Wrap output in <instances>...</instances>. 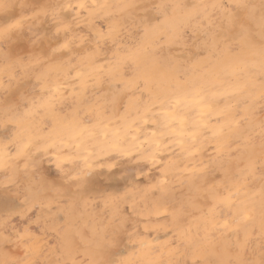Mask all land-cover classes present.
<instances>
[{"label": "rangeland", "instance_id": "obj_1", "mask_svg": "<svg viewBox=\"0 0 264 264\" xmlns=\"http://www.w3.org/2000/svg\"><path fill=\"white\" fill-rule=\"evenodd\" d=\"M34 2L55 5L67 4L69 0H0V3L12 6L8 10V15H13L17 19L28 18L24 21L26 35H30L28 26L33 24L31 18L35 9L25 7L22 10L20 5H30ZM70 2L77 3L76 0ZM85 2L91 6L93 0ZM95 2L106 4L107 7L96 8L91 17L88 12H84L79 30L85 35L89 33L88 20L94 23L93 36L96 31L108 33L110 27L116 29L107 41H101L95 65L81 64L76 57L68 62V55H73L69 53L65 56L57 55L51 62L53 65L60 64L58 68L52 67L49 70L46 63L34 71H25L23 65H20L13 75L11 70L5 67L3 51L6 49L0 51V144L12 141L9 155L15 157L16 145L23 147L31 141L27 151L42 160L43 174L54 180L56 187L61 189L60 193L46 192L42 197L43 203H37L31 210L26 211L24 216L12 217L8 230L4 233L10 235V240L6 245L0 241V259L43 262L55 258L53 253L65 242V234L72 232L79 260L90 257L101 259L100 253L103 252L107 235L108 238L118 241V245L112 249L117 256L133 254L155 264H169V261L185 259L183 246L178 251H173L178 243L177 233L182 228L185 231L190 230L192 237L198 238L202 258L208 260L226 258L227 250H230L232 253L239 252L243 258L258 260L264 248L259 170L262 162L260 125L264 120L262 110L264 101L260 99L261 85L264 81L262 67L264 31L259 22L261 0H242L249 5L248 9L242 10L233 7L237 0H95ZM163 5L168 7L165 9ZM4 15V11L0 10V17ZM62 15L65 19L71 20L75 13L65 10ZM209 18L213 24L212 31L217 33L216 39L219 41L217 46H213L210 36L205 35ZM41 20L43 24L36 22L41 30L55 31L51 17H41ZM241 32L242 38L239 35ZM147 33L149 38L146 37ZM55 46L53 44L51 47ZM94 47V43L84 44L78 51L83 54L85 49ZM229 48L234 50L229 51ZM48 51L50 52L51 48H48ZM39 52V48L33 49L30 44H23L12 56V61L15 62L19 57L27 64L30 56ZM125 57H131L133 60L137 57L139 61L135 59L129 64L124 78H133L145 72H151L149 76L154 73L151 76L153 93L160 94L161 99H164L162 89L158 87L163 85V92L171 96V104L166 99L163 105L156 101L146 117L143 113L144 105L151 102L149 92L141 94L139 90L124 93L117 91L122 85L112 82V73L115 71L116 61ZM62 61L64 63L61 64ZM161 69L164 72L161 73ZM43 71L48 73L51 88L59 86L56 98L50 101L55 104V112L47 109L36 111L33 108V101L39 104L41 97L48 102L47 91H42L41 81L37 79V75ZM197 85L198 89H201L199 92L195 90ZM193 87L196 88L192 89ZM211 90L214 94L210 92ZM141 95L142 101L139 103L132 99ZM181 95L186 96L182 99ZM188 96H193L192 98L198 96L201 99L196 97L188 100ZM97 98H100V101H108L104 116L99 123L93 120L94 127L80 133L77 139H71L69 129L72 127L73 116L78 114L81 118L87 119L86 113ZM176 98L180 99L179 104L175 103L178 100ZM191 99L192 102L195 99L199 100L200 106L199 103L192 105ZM209 102L211 105L215 104L210 107ZM201 103H208L204 104V107L207 106L205 110H209L198 112ZM186 105H192V111L187 116L188 131L193 133L194 129H200L194 140L191 136L185 137L184 148L187 149L182 151L168 137L161 138L159 134L163 124V113L171 106L184 114ZM10 107L11 111L5 114V110ZM214 111L218 113L213 114ZM201 113L203 118L200 119ZM9 117L12 122L6 123ZM202 119L210 120L209 124L207 122L204 124ZM194 121L198 126H194ZM199 121H203V124ZM217 124L218 127L215 126ZM215 127L221 131H215L217 130ZM117 131L119 151L111 148L115 139L113 134ZM212 131L219 132L220 136H214ZM152 132L158 137L155 138ZM49 136L56 141L55 146L47 153L36 152V148L43 147L45 138ZM134 137L135 139H132ZM153 138L162 140L161 150L157 153L155 162L142 158L155 148ZM47 142L51 143L52 140ZM77 143L82 145L80 149H77ZM246 143L252 144V149L253 145H257L259 150L252 151ZM132 145L138 150L132 151L128 156L120 154L122 150ZM243 146H247L246 150H251L252 154L249 153L252 163L255 164L254 172L240 154V150L243 153L245 151ZM85 156H89L88 163L92 166L91 183L96 190L103 192H124L127 188L136 190L118 207L111 205L108 209L97 210L95 213L91 209L87 211L82 209L81 212L68 216L60 202L61 195L67 194L64 189L69 185L65 181L74 174V168L78 165L83 166ZM58 157L64 165L63 173L57 168ZM231 160L232 162L238 160L235 162L236 169H231V176L224 179L228 170L226 167ZM169 161H175L176 164L168 169L166 179L170 184L168 188L171 189L169 188V194L165 198L168 204V210L165 212L162 207L163 201L160 199L161 194L149 186L162 177L161 169ZM11 163H16L15 159ZM124 173L127 174V178ZM193 176L197 178L196 183L203 182L205 188L209 184H218L223 180L219 191L223 196H227L231 191L234 201H243L249 209L250 219L238 231L221 235L223 230H220L215 233L214 239L206 236V224L208 227L213 222L222 224L232 213L227 207L220 205L216 209V219L213 221L208 212L212 201L207 198L206 193H202L201 199L196 202L197 206L188 209L190 215L178 226L170 214L174 207L173 198L178 197L181 192L189 191V178ZM133 181H138V184H133ZM72 190H75L74 185ZM84 195L96 197V191L85 190ZM254 215L256 217L259 215L257 218L260 225L254 223ZM79 232L83 233V241ZM140 241H144L151 251L148 248L140 249ZM86 248L90 249V252L85 251ZM188 259L191 264V257Z\"/></svg>", "mask_w": 264, "mask_h": 264}, {"label": "snow or ice", "instance_id": "obj_2", "mask_svg": "<svg viewBox=\"0 0 264 264\" xmlns=\"http://www.w3.org/2000/svg\"><path fill=\"white\" fill-rule=\"evenodd\" d=\"M12 6L6 3H0V10H3L5 15L0 17V51H3V57L6 62L5 67L11 70L12 74L15 75L17 69L20 65H23V70L34 71L37 67H43L46 63L49 65V70L52 67H60V64L53 65L51 62L54 61L57 55L65 56L69 53L73 55H68V62H70L74 57L79 59L81 64L85 65H95L100 52L101 41H107L111 34L116 30L114 27H110L108 33L96 31L93 36L94 23L92 20H88L87 27L89 33L85 35L80 29V19L83 17L84 12H88L91 17L96 8L107 7L106 4H97L93 0L90 6L85 0H77V3H71L70 0L67 4H46L34 2L30 5L21 4L20 7L23 10L25 7H30L35 9L33 13V24L28 26V32L30 35H26L24 32V21L28 19L27 17H21L17 19L13 15H8V10ZM165 9L167 5H163ZM237 10L248 9L249 5L242 2V0H237L233 5ZM74 12L75 15L71 20L65 19L62 13L65 11ZM41 17H51L52 25L55 31L50 29L41 30L39 24H43ZM260 27L264 31V0H261V12H260ZM231 23V21H230ZM213 24L209 18V24L205 35L210 36L212 45L217 46L219 41L216 39L217 33L212 31ZM182 35V33H181ZM242 38V32L239 34ZM179 38V37H176ZM95 44L94 48L85 49L83 54H81L78 49L84 44ZM207 43V41L205 42ZM23 44H30L33 49L39 48L40 52L30 56L29 62L24 64L23 61L17 57L15 62L12 61V56L17 49H20ZM55 44V47H51ZM51 48V51H48ZM229 51H233V48H229ZM264 55V52H262ZM134 62L133 58L125 57L123 59L117 60L112 73V82L117 85H122L118 87L117 91L120 93L127 92L129 90H139L141 94L144 92H149L150 103L144 105L143 115H147L148 112L152 110L155 106V102L159 101L161 105L165 103V99L171 104V96H168L166 92H163V85H158L161 87L164 99H161L160 94H154L152 91V80L147 72L137 75L133 78L125 79V72L130 63ZM64 63L63 61L61 64ZM75 67V65H74ZM264 67V65H262ZM80 75H86L80 73ZM118 77V78H117ZM37 79L41 81L42 91H47V101L45 98L41 97V102L36 104L33 101V108L36 111L41 109H47L55 112V104L50 103V101L56 98V93L59 92V86L51 88L49 86V78L47 71L40 72L37 75ZM143 85V87L141 86ZM262 92L260 99L264 101V81H262ZM135 102L139 103L142 101L141 97H133ZM113 103L115 101H112ZM108 101H97L89 107L88 113H86L87 119L81 118L78 114L73 116L72 127L69 129L71 139H77V136L85 130L94 127L92 123L95 120L97 123L100 122L101 118L104 116L106 111V104ZM177 104L180 103L179 100L176 101ZM198 103L193 100V104ZM262 110H264V105H262ZM11 111V107L5 110V114ZM192 111V107L186 105V112L181 114L176 111L174 107H169L167 111L163 113V124L161 125L160 137H168L171 142L175 143L185 150V137L191 136L195 139V134L188 131L187 116L188 113ZM28 110H26L27 114ZM11 117L8 118L6 123H11ZM155 122V121H154ZM147 123V120H145ZM240 121L237 122L239 124ZM194 126L198 124L194 121ZM261 135H260V149H261V165H260V202L262 210V229H264V120L261 121ZM206 127V125H205ZM219 132H213V135H219ZM115 139L111 148L113 150L119 151L117 147V141L119 139L118 131L113 134ZM155 137V133L153 134ZM135 139V137L133 138ZM48 140H52L48 143ZM55 140L49 136L45 138V143L43 147H37L36 152L47 153L55 146ZM63 142V141H61ZM9 141L5 144H0V241L5 245L10 240V235H5L4 233L8 230V225L11 222L13 216H24L26 211L31 210L35 207L37 203H43L42 197L46 192L57 191L61 192L60 188H57L54 180H50L43 174L41 169L42 160L38 159L34 153L27 151L29 144H24L21 147L19 144L16 145L15 157L10 156L11 151ZM153 143L155 148L147 155L142 158L150 159L153 162L156 161V155L161 150L160 145L162 140L154 139ZM77 149H80L82 145L80 143L76 144ZM103 150V149H102ZM121 155L128 156L132 154V151H122ZM15 159L16 163H11ZM89 156L83 157V166H77L73 169L74 174L70 175L65 181L69 185L64 192L67 194H62L60 202L63 204L65 213L68 216H73L83 209L87 211L91 209L93 213L97 210L104 211L108 209L111 205H116L117 207L121 202H126L129 198V194L135 191V188H127L124 192L113 191V192H103L95 189V186L91 183L92 177V166L88 163ZM22 160V163L20 161ZM175 161H169L163 169H161L162 177L155 183L150 185L151 189L158 191L161 194L162 207L165 212L168 210V204L165 198L169 194L168 180L166 179L168 174V169L174 167ZM111 167V165H109ZM57 168L63 173L64 165L61 159L57 158ZM252 171H255L254 162L251 165ZM143 174V173H141ZM125 178L127 174L124 173ZM196 177L189 178V191L187 193L181 192L178 197L173 198L174 207L172 208L171 215L173 221L179 226L184 222L186 216L190 215L188 212L189 208L196 207L197 201L201 199V194L206 193L207 198L212 201L211 207L208 212L212 220L216 219V209L218 206L223 205L227 207L232 215L230 218L225 219L224 223H211L208 227L206 224L205 231L206 236L215 238V233L221 231V235H227L233 231H238L239 228L244 225L249 219V209L247 205L243 202H236L233 200V193L228 192L227 196H223L219 191L220 187L223 185V180L218 184H209L207 188L203 187L202 183H196ZM224 179H228L227 173H225ZM133 184H138V181H133ZM75 186V190H72V186ZM96 191V197H86L84 191ZM103 205V208H101ZM159 213V209H158ZM30 219V218H29ZM27 231V230H26ZM81 236V240H84L82 232L78 233ZM73 233L68 232L65 234V242L63 245L56 249L53 253L55 258H49L41 262L39 260H22V259H6L5 264H132L129 256H117L112 249L118 245V241L113 238H108L105 235L103 252L100 253L101 259L88 258L85 260L77 259L79 255L75 251L73 242ZM178 243L176 244L173 251H178L181 246L184 248L183 255L185 259H177L175 261H169V264H189L188 257H191V264H264V248L261 250L259 259H247L243 258L239 252L232 253L227 250L226 258H218L215 260H208L202 258V249L198 241V238L192 237L190 230H181L177 233ZM140 249L151 248L144 242H139ZM85 251L90 252V249L86 248ZM95 255V253H92ZM150 264H155V262H150Z\"/></svg>", "mask_w": 264, "mask_h": 264}, {"label": "bare ground", "instance_id": "obj_3", "mask_svg": "<svg viewBox=\"0 0 264 264\" xmlns=\"http://www.w3.org/2000/svg\"><path fill=\"white\" fill-rule=\"evenodd\" d=\"M74 1H75V0H74ZM76 1H77V0H76ZM97 1H98V0H97ZM100 4H101V3H100ZM186 4H187V3H186ZM188 4H189V3H188ZM143 6H144V5H143ZM194 9H195V8H194ZM186 11H187V10H186ZM186 11H184V13H186ZM190 11H191V10H190ZM187 13H188V12H187ZM187 13H186V14H187ZM197 16H198V15H197ZM176 17H177V16H176ZM176 17H175V18H176ZM173 18H174V17H173ZM175 18H174V19H175ZM177 19H178V17H177ZM181 19H182V18H181ZM222 21H223V19H222ZM160 25H161V24H160ZM160 25H159V27H161ZM157 27H158V26H157ZM162 27H163V26H162ZM221 27H222V26H221ZM155 30H156V29H155ZM162 30H163V28H162ZM220 30H221V28H220ZM159 31H160V30H159ZM146 32H147V31H146ZM155 35H156V33H155ZM232 35H233V34H232ZM147 36H149V33L146 34V37H147ZM228 36H229V35H228ZM154 37H155V36H154ZM154 37H152V38H154ZM147 38H149V37H147ZM147 38H146V40H147ZM142 40H143V39H142ZM149 40H150V39H149ZM145 42H146V41H145ZM145 42H144V43H145ZM147 42H149V41H147ZM147 42H146V43H147ZM239 53H240V52H239ZM245 53H246V52H245ZM224 55H225V54H224ZM139 56H140V55H139ZM236 56H237V55H236ZM221 57H222V56H221ZM221 57H220V58H221ZM134 58H135V57H134ZM223 58H224V57H223ZM223 58H222L221 60H223ZM135 59H137V57H136ZM135 59H134V61H135ZM226 59H227V58H226ZM226 59H225V60H226ZM137 60H138V59H137ZM141 60H142V58H141ZM200 60H201V59H200ZM204 60H205V59H204ZM221 60H220V61H221ZM138 61H139V60H138ZM217 61H218V60H217ZM136 62H137V61H136ZM198 62H199V61H198ZM221 62H222V61H221ZM221 62H220V63H221ZM200 64H201V63H200ZM238 66H239V65H238ZM62 67H63V66H62ZM62 67H61V68H62ZM98 67H99V66H98ZM233 67H234V66H233ZM99 68H100V67H99ZM235 68H236V67H235ZM235 68H234V69H235ZM76 70H77V69H76ZM146 70H147V69H146ZM215 70H216V69H215ZM79 71H80V70H79ZM149 71H150V70H149ZM162 71L164 72L163 69H161V73H162ZM212 71H213V70H212ZM69 72H70V71H69ZM152 72H153V70H152ZM150 73H151V72H149L148 75H149ZM165 73H166V72H165ZM196 74H197V73H196ZM214 74H216V73H213V75H214ZM153 75H154V73H153L152 75H150V78H151V76H153ZM163 75H164V73H163ZM89 76H90V75H89ZM155 76H156V75H155ZM188 77L190 78V76H188ZM213 77H214V76H213ZM151 79H152V78H151ZM153 79H154V78H153ZM88 80H89V79H88ZM221 80H222V79H221ZM174 82H175V81H174ZM177 85H179V84H177ZM240 85H241V83H240ZM227 86H228V85H227ZM236 86H237V85H236ZM165 87H166V86H165ZM194 88H196V87H193L192 89H194ZM237 88H238V86H237ZM240 88H241V87H240ZM228 89L233 90V88H232V89H231V88H228ZM195 90H196V91L198 90V92H199V90H201V89H198V85H197V88H196ZM221 90H222V89H221ZM230 90H229V91H230ZM237 90H238V89H237ZM196 91H194V92H196ZM222 91L225 92L226 90L223 89ZM178 92H179V91H178ZM178 92H177V93H178ZM206 92H207V91H206ZM210 92H212V94H214V93H213L214 91L211 90ZM217 92H218V91H217ZM261 92H262V91H261ZM196 93H197V92H196ZM204 93H205V92H204ZM215 93H216V91H215ZM256 95H257V94H256ZM181 96H183V95H181ZM181 96H180V98L183 99L184 96H186V95H184L183 97H181ZM199 96H200V95H199ZM178 97H179V96H178ZM192 97H193V96H192ZM192 97L188 96L187 99L189 100V98H192ZM196 97H198V96H196ZM196 97L194 96V98H196ZM201 97H202V93H201ZM201 97H200V98L198 97L199 100L201 99ZM194 98H192V99H194ZM198 98H197V99H198ZM173 99L175 100V98H173ZM176 99H178V100L180 101L179 98H176ZM182 99H181V100H182ZM192 99H191V104L193 103V102H192ZM197 99H195V101L198 102L199 100H197ZM176 101H177V100H176ZM174 102H175V101H174ZM199 102H200V101H199ZM199 102H198V103H199ZM175 103H176V102H175ZM198 103H197V104H198ZM209 103H210V102H209ZM201 104H202V105H201V109H200V110H202V111L199 110L198 112H206V110H209V109H206V110H205V108L207 107V106L204 107V104H205V103H204V104L201 103ZM206 104H208V103H206ZM206 104H205V105H206ZM214 104H215V103H214ZM214 104H213V105H214ZM173 105H174V104H173ZM192 105H194V104H192ZM192 105H191V106H192ZM198 105L200 106V103H199ZM213 105H211V103H210V107L213 106ZM232 105H233V103H232ZM202 107H204L203 109H204L205 111H203ZM210 107H208V108H210ZM160 108H162V107H160ZM162 109H164V108H162ZM162 109H161V110H162ZM175 109H176V108H175ZM226 109H228L227 106H226ZM216 110H217V109H216ZM214 112H215V111H214ZM214 112H213V114H217V113H218V112H217V113H216V112L214 113ZM225 112H226V110H225ZM228 112H229V111H228ZM181 113H182V112H181ZM231 113H232V112H231ZM156 115H158V114H156ZM137 116H138V114H137ZM153 116H154V115H153ZM229 116H230V115H229ZM132 117H133V116H132ZM146 117H147V116H146ZM154 117H155V116H154ZM158 118H159V117H158ZM201 118H203L202 113L200 114V119H201ZM135 119H136V118H135ZM135 119H133V120H135ZM137 119H138V118H137ZM146 119H147V118H146ZM198 119H199V118H198ZM210 119H211V118H210ZM227 119H228V118H227ZM148 120H149V119H148ZM195 120H196V118H195ZM202 120H203V119H202ZM211 120H214V119H211ZM154 121H155V120H154ZM203 121H204V124H206V122H207V123L210 122V120L208 121L207 119H205V120H203ZM203 121H201V122L199 121V123H202ZM224 121H225V120H224ZM228 121H229V119H228ZM211 122H213V121H211ZM220 122H221V121H220ZM220 122H219V123H220ZM233 122H234V121H233ZM228 123H229V122H228ZM130 124H131V123H130ZM130 124H129V125H130ZM202 124H203V123H202ZM208 124H209V123H208ZM211 124H212V123H211ZM147 125H148V124H146V126H147ZM218 125H219V124H217V125H215V126L218 127ZM127 126H128V125H127ZM132 127H133V126H132ZM138 127H139V126H138ZM138 127H137V128H138ZM210 127H211V126H210ZM147 128H148V127H147ZM149 128H150V127H149ZM229 128H230V127H229ZM229 128H228V129H229ZM139 129H141V128L139 127ZM139 129L137 130L138 133H139ZM199 129H200V128H199ZM199 129H198V130H199ZM214 129H217V130H215V131H219V128H216V127H215ZM214 129H213V130H214ZM198 130H197V129H194L192 132H193L194 134H196ZM204 130H205V129H204ZM226 130H227V129H226ZM230 130L232 131V129H230ZM233 130H234V129H233ZM141 131H142V130H141ZM141 131H140V132H141ZM190 131H191V130H190ZM220 131H221V130H220ZM220 131H219V132H220ZM122 132H123V131H122ZM153 132H154V131H153ZM153 132H152V134H153ZM158 132H159V131H158ZM212 132H213V131H212ZM228 132H229V131H228ZM202 133H203V132H202ZM224 133H226V132H224ZM120 134H122V133H120ZM123 134H124V133H123ZM130 134H132V133H130ZM197 134H199V133H197ZM197 134L195 135L196 137H197ZM234 134H236V133H234ZM133 135H134V133H133ZM221 135H222V132H221ZM149 136H150V135H149ZM153 136H154V135H153ZM153 136H152V137H153ZM219 136H220V134H219ZM121 137H123V136H121ZM157 137H158V136H157ZM157 137H155V138H157ZM196 137H195V138H196ZM226 137H227V136H226ZM141 138L144 139V137H141ZM147 138H148V137H147ZM132 139H133V138H132ZM153 139H154V138H153ZM160 139H161V138H160ZM160 139H158V140H160ZM216 139H219V138H216ZM145 140H146V138H145ZM223 140H224V139H223ZM256 140H257V139H256ZM170 141H171V140H170ZM131 142H132V141H131ZM131 142H130V144H131ZM140 142H141V139H140ZM140 142H139V143H140ZM215 142H216V141H215ZM218 142H220V141H218ZM164 143H165V142H164ZM140 144H141V143H140ZM216 144H218V143H216ZM246 144H247V143H246ZM117 146H118V145H117ZM196 146H197V145H196ZM247 146L249 147V149L251 148L252 151H254L255 149H257V147H256L257 145H253V146L255 147V148L253 147L254 150L252 149V144H251V145H248V144H247ZM247 146H243V147H245V151H246V152L244 151V153H243V152L240 150L241 153H240V152H239V153L241 154L242 158H245L246 164H248L249 166H251V164H252V161H251V155H250V153H251L250 151H251V150H249V149L246 150V147H247ZM250 146H251V147H250ZM121 147H122V146H121ZM121 147H120V148H121ZM197 147H198V146H197ZM197 147H195V148H197ZM218 147H219V146H218ZM185 148H186V147H185ZM122 149H124V148H122ZM186 149H187V148H186ZM191 149H192V148H191ZM112 150H113V149H112ZM178 150H179V149H178ZM258 150H259V149H257V151H258ZM122 151H123V150H122ZM191 152H192V150H191ZM249 152H250V153H249ZM236 154H237V153H236ZM242 154H244V155H242ZM251 154H252V153H251ZM238 155H239V154H238ZM236 156H237V155H236ZM252 156H253V155H252ZM239 157H240V155L238 156V158H239ZM158 158H159V157H158ZM169 158H170V157H169ZM236 158H237V157H236ZM236 158H235V159H236ZM159 159H160V158H159ZM159 159H158V160H159ZM161 159H162V158H161ZM233 159H234V158H233ZM229 160H230V159H229ZM160 161H161V160H160ZM232 161H233V160L229 161V162H231V163H229V165H228L229 167H228V166L226 167V168H228V170L226 171V172H227V175L230 174V175L227 176V177H230V176H231V173H232V171H231V173H230V170H231V169H236V166H235L236 163H235V162H237L238 160L235 161V162H232ZM183 166H184V165H183ZM183 166H182V168H183ZM190 166H191V165H190ZM179 167H180V166H179ZM191 167H192V166H191ZM259 167H260V166H259ZM189 168H190V167H189ZM193 168H194V167H193ZM193 168H192V169H193ZM197 169H199V167H197ZM201 169H202V168H201ZM224 169H225V168H224ZM226 172H225V173H226ZM223 175H224V174H223ZM151 176H152V175H151ZM151 178H152V177H151ZM166 178H167V177H166ZM205 179H206V178H205ZM209 179H210V178H209ZM184 180H185V179H184ZM205 182H206V181H205ZM257 182H258V181H257ZM168 185H170V184H168ZM237 186H240V185H237ZM169 188H170V187H169ZM235 188H236V187H235ZM237 188H238V187H237ZM170 189H171V188H170ZM234 190H237V189H234ZM243 191H244V190H243ZM234 193H235V192H234ZM225 194H226V193H225ZM158 200H159V199H158ZM154 201H155V199H154ZM160 202H161V201H160ZM163 202H164V201H163ZM171 207H172V206H171ZM161 209H163V208H161ZM259 210H260V209H259ZM259 210H258V211H259ZM220 211H221V210H220ZM258 211H257V212H258ZM221 212H222V211H221ZM226 212H227V211H226ZM257 212H256V213H257ZM220 214H221V213H220ZM227 214H228V213H227ZM248 214H249V213H248ZM254 216H255V215H254ZM258 216H259V215H258ZM258 216H257V217H258ZM257 217L255 216V218H254V223L257 224V225H260V220H259ZM226 218H227V217H226ZM259 228H260V226H259ZM238 233H239V232H237V234H238ZM238 235H240V233H239ZM158 239H159V238H158ZM154 241H155V240H154ZM218 241H219V240H218ZM215 246H216V245H215ZM260 246H261V245H260ZM262 247H263V246H262ZM203 251H204V250H203Z\"/></svg>", "mask_w": 264, "mask_h": 264}, {"label": "clouds", "instance_id": "obj_4", "mask_svg": "<svg viewBox=\"0 0 264 264\" xmlns=\"http://www.w3.org/2000/svg\"><path fill=\"white\" fill-rule=\"evenodd\" d=\"M138 150L135 145L130 146L129 148L124 149V151H135ZM129 259L132 261V264H150L151 261H147L137 256L130 254ZM6 259H0V264H5Z\"/></svg>", "mask_w": 264, "mask_h": 264}]
</instances>
